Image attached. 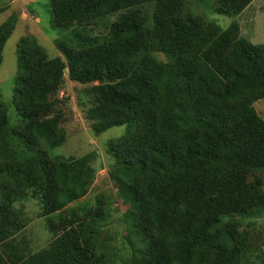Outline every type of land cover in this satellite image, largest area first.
Listing matches in <instances>:
<instances>
[{"label": "trees", "instance_id": "16d2710c", "mask_svg": "<svg viewBox=\"0 0 264 264\" xmlns=\"http://www.w3.org/2000/svg\"><path fill=\"white\" fill-rule=\"evenodd\" d=\"M253 1L212 0L213 12L239 15ZM184 2L49 0L52 26L75 27L73 42H57L62 56L49 58L34 36L18 41L17 124L0 96V264H108L117 233L103 236L106 199L69 207L88 194L97 157L49 153L67 139L66 80L82 86L95 135L125 126L106 145L107 175L140 247L131 243L120 264H264V239L253 244L248 220L264 219V120L253 108L264 98V44L240 36L236 22L184 18ZM116 14L104 41L84 33ZM18 20L0 25V66ZM29 199L50 235L36 251Z\"/></svg>", "mask_w": 264, "mask_h": 264}, {"label": "rangeland", "instance_id": "374dc122", "mask_svg": "<svg viewBox=\"0 0 264 264\" xmlns=\"http://www.w3.org/2000/svg\"><path fill=\"white\" fill-rule=\"evenodd\" d=\"M184 3L185 6L182 11L184 18L201 17L205 21L216 22L222 27L228 26L231 22H236L239 26L240 36L254 44H264V0H254L241 14L230 16L214 13L212 0H185ZM152 6V3L144 5L143 13L150 14ZM0 10V25L12 13L19 17L16 27L5 42L0 66L1 100L7 107L10 125H15L19 121V116L14 111L12 95L17 72L18 41L25 36H34L49 58L62 56L61 51L57 48V42H73L72 34L76 32V28L70 27L64 30L55 29L52 26L49 0H0ZM116 17L117 14L101 17L84 33L88 34L89 37L97 38L100 42L104 41L110 25ZM81 89L82 86L66 80L65 85L60 90L59 97L68 99L62 105L67 139L62 146L50 150L49 153L77 159L93 152L97 157L92 166L98 171L88 194L84 198L72 202L69 207L93 206L97 197L106 199L110 214L103 230V236L112 232H116L117 235L114 240L110 241L109 238L106 241L107 249L104 254L108 259V264L111 262L112 264H120V258L130 251L131 243L135 248L140 247L128 233V226L124 217V211L127 210V207L122 205L120 195L116 192L107 175L111 160L109 155L107 156L106 145L110 140L121 136L125 132V126L112 127L95 135L91 128V122L85 116L87 108L81 106L78 100ZM253 108L264 120V98L256 101ZM22 203L30 217L25 231L31 241L32 250L36 251L45 246L50 235L45 227L44 219L35 217L40 210L37 202L29 199ZM20 204L21 202H18L16 206ZM248 220L255 223L252 242L259 244L264 239V219H256L255 216H250ZM113 246H116L115 252L110 250V247Z\"/></svg>", "mask_w": 264, "mask_h": 264}]
</instances>
